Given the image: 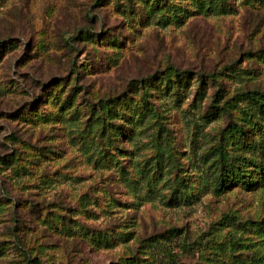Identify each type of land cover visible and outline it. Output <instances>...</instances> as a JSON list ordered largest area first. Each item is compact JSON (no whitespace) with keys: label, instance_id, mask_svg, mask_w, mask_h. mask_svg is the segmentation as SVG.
Returning <instances> with one entry per match:
<instances>
[{"label":"rangeland","instance_id":"374dc122","mask_svg":"<svg viewBox=\"0 0 264 264\" xmlns=\"http://www.w3.org/2000/svg\"><path fill=\"white\" fill-rule=\"evenodd\" d=\"M255 90L264 0H0V264H264Z\"/></svg>","mask_w":264,"mask_h":264},{"label":"trees","instance_id":"16d2710c","mask_svg":"<svg viewBox=\"0 0 264 264\" xmlns=\"http://www.w3.org/2000/svg\"><path fill=\"white\" fill-rule=\"evenodd\" d=\"M74 37V35L72 36ZM180 74V73H179ZM255 92H258L257 95H250L248 96L253 103L257 106L258 108V112L259 114L264 115V92L261 91H257L255 90ZM244 126H245V122H234L233 123V128L234 130L238 133V135L241 137L244 134ZM264 140V138H263ZM252 148L255 149H263V146H261L260 143H254L252 146ZM218 153L220 156H222V151L221 149H217ZM244 169L242 168V165H240V163H238V161L236 160V158H231L228 161H224V158H222V164H221V172L218 176V180L216 183V188H222L227 186V184L229 182H233L235 179H244ZM257 264H261V263H257Z\"/></svg>","mask_w":264,"mask_h":264}]
</instances>
